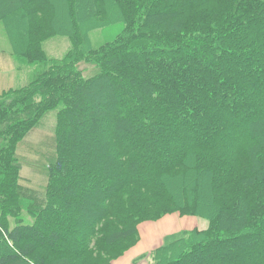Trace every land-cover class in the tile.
Wrapping results in <instances>:
<instances>
[{
	"label": "trees",
	"instance_id": "obj_1",
	"mask_svg": "<svg viewBox=\"0 0 264 264\" xmlns=\"http://www.w3.org/2000/svg\"><path fill=\"white\" fill-rule=\"evenodd\" d=\"M60 6L0 0V21L17 14L30 24L15 54L43 61L41 42L60 30L72 41L39 79L0 93L2 219L10 207L19 210L11 202L17 144L56 110L55 162L36 213L40 226L19 220L9 228L0 220V264H47L37 254L43 246L65 253L61 264H74L101 223L111 228L102 231L108 246L121 245L113 257L123 253L119 240L167 212L154 213L147 203L148 195L163 196L156 180L175 211L208 222L185 241L175 237L156 249V264H264V114L257 113L264 111V0H60ZM106 22L131 35L88 51L82 42ZM87 62L98 71L85 78L78 66ZM142 163L150 172L140 185L132 176ZM142 203L145 211L137 207ZM75 235L66 253L59 243Z\"/></svg>",
	"mask_w": 264,
	"mask_h": 264
},
{
	"label": "rangeland",
	"instance_id": "obj_2",
	"mask_svg": "<svg viewBox=\"0 0 264 264\" xmlns=\"http://www.w3.org/2000/svg\"><path fill=\"white\" fill-rule=\"evenodd\" d=\"M56 1L60 9V0ZM110 18L111 16L109 15L107 19L110 20ZM99 19L104 20L106 17L103 15L100 16ZM101 24L102 27L99 26L98 29H94L88 33V44L82 42V45H88V51L94 50L95 48L103 46L104 44L107 45V43H112L111 46H114L115 43L120 42L131 35L130 33L124 32V30L128 29H125L122 24L111 25L108 22ZM58 25L59 29H62L63 26L59 23ZM29 28V22L27 23L17 14L9 16V18L6 20L0 21V55L5 59L3 60V63L0 62V93L10 89L18 90L19 88L25 86L27 87V85H29L32 81L39 79L42 72L48 70L53 61H59L72 48V41L70 37H68V35L59 33L61 32L60 30L55 35L47 37L43 42H41L40 48L44 55L43 61L40 59H29L28 54L17 55L14 53V51L26 45L23 44L24 37L26 35V31L29 30ZM133 38L135 40L134 32L132 33L131 39ZM78 39L80 40V38ZM83 58L86 57L83 56ZM119 66L124 67L125 65L121 63ZM78 68L81 70L79 76L85 78L94 75L98 71L94 65L88 64V62L80 63ZM33 100L35 102L40 100V97L37 95V93L33 95ZM257 113L261 115L264 114V111L260 108L258 109ZM55 118L56 110H51L45 113L41 117L38 125L35 128H32L17 144L14 155L16 158L15 163L18 164V171L16 175L12 174L14 177V183H16L15 187L14 183L12 182L13 188H16V198H12L11 202L16 201V205H18L19 210L10 207V211L7 212L8 214L4 219H2L1 205L3 204L0 202V220L7 222L6 226L9 228H13L18 225L17 221L19 220H21V222L24 224L40 226L37 223L36 213L39 212V209L46 202L48 176L51 172L49 171V166L55 162V136L53 133ZM216 152L217 151L214 148L212 149L211 154L214 153L213 156L216 157ZM138 169H140V171L136 172L132 177L134 181L136 180L137 183L140 184L141 179H144L143 175H145L147 171L149 173L150 168L146 167L145 163H142L140 166H138ZM156 183L160 185L158 187V191L159 194L163 196L161 198L157 196L151 197L148 195L147 198H149L150 201L147 203L150 207V210L154 213H156V209H159V207L163 208V211L167 209V212L164 215L162 214V216L158 217L157 219L146 220L143 222H151L155 224L162 218L167 217L166 220L168 221V224L165 228L164 226H160L161 224H155L156 229L154 230L157 233L163 235H161L162 239L158 245H156V247L143 254L142 259L147 264H156L155 258L157 255H155V250L161 248L165 242L167 245L173 244V242H175L173 241V238L175 237H179L181 239L185 238L183 239L185 241L190 230L196 228L202 229L208 226L207 219L203 217L182 215L178 211H175L171 204L172 201L169 197L170 195L162 185V182L156 180ZM258 187H260V185L257 183L255 186L248 187V189H256ZM245 190L247 191V188H245ZM145 206H147V204L142 203L137 207L145 211ZM132 210L131 212H133ZM118 212L121 216H124L123 212ZM154 213L145 216L144 219L152 218L151 216L154 215ZM161 213L162 211L157 215H161ZM133 217V215L129 218L125 217V220H129ZM140 223H138L136 226V235L133 233L131 234L130 238L124 239L123 241H118L120 244L127 246L124 248V252L135 246L138 242L140 238L138 226ZM103 227L104 225L101 223L98 228V233L93 236V238L88 239L87 243L89 242V244L86 245L85 252L82 250L84 255L80 256L77 262L71 260L72 257H75L73 255L71 258L68 257V260H71L70 262H73L74 264H111L116 258L122 256L123 253H120L119 255L113 257L114 253H111V251H117L121 245L119 246L118 244L110 243L109 247V244H107L103 238L102 231L105 233L110 231L111 228L110 226H105V228ZM160 230L164 231L165 233L161 232ZM170 230L172 231L168 233ZM78 236L79 235H75V237L66 238V240L62 239L59 245H61V247L64 248L66 252L68 248H72V246L76 244V241L78 242ZM106 247L109 248L106 249ZM90 251L94 253L95 257L90 256L92 258L89 257L90 259H88V252ZM38 252L42 255H45L47 264H61L63 259L66 260V255H64L65 253H61V251L59 254H56L55 249H53L51 246H43V249H38L37 254ZM96 257L98 259H95Z\"/></svg>",
	"mask_w": 264,
	"mask_h": 264
},
{
	"label": "crops",
	"instance_id": "obj_3",
	"mask_svg": "<svg viewBox=\"0 0 264 264\" xmlns=\"http://www.w3.org/2000/svg\"><path fill=\"white\" fill-rule=\"evenodd\" d=\"M4 57L0 55V62L3 63ZM167 217L162 218L160 221L156 222V225L164 226L168 224L166 220ZM154 223L142 222L139 224L138 229L140 231V238L135 246L129 248L123 255L116 258L111 264H147L143 261L142 256L144 253L150 251L161 241L163 234L157 233ZM149 227V228H147ZM147 228V229H146ZM146 229V231H145ZM165 233L164 231L160 230ZM172 230L168 231L171 232Z\"/></svg>",
	"mask_w": 264,
	"mask_h": 264
}]
</instances>
